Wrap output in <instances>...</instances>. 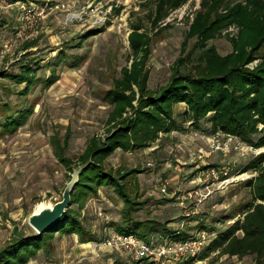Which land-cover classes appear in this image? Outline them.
Instances as JSON below:
<instances>
[{
  "label": "rangeland",
  "instance_id": "374dc122",
  "mask_svg": "<svg viewBox=\"0 0 264 264\" xmlns=\"http://www.w3.org/2000/svg\"><path fill=\"white\" fill-rule=\"evenodd\" d=\"M243 1L226 0V4ZM18 2L48 6L44 17L24 32L22 26L30 24L22 19ZM203 2L208 4L209 0H189L181 8L159 15L155 12L157 0H0V72H18L20 64L29 63L39 79L24 100L18 95L26 93L24 84L15 86L0 79V103L32 108L20 128L0 132V248L12 235L7 221L33 231L27 224L29 215L40 205L61 200L88 141L104 137L108 128L105 122L112 110L106 95L113 90L122 69L131 63L129 33L135 28L149 38L143 76L147 89L157 91L174 72L188 73L197 65L201 46L195 38L187 39L186 34ZM60 5H65L63 10ZM109 7L110 13L101 22L100 11L106 13ZM68 12L81 15L82 21L66 23ZM228 34L235 35L236 29L230 28ZM26 45L30 48L25 50ZM77 45L80 47L74 48ZM208 45L220 55L231 51L224 36ZM71 62L76 65L71 66ZM52 74L57 81L44 89L43 81ZM182 109L179 106L176 110ZM262 154L264 148L254 149L236 138L227 141L223 134L208 136L188 130L173 132L144 151L116 152L103 164L113 175L136 171L127 175L123 184L128 198L138 203L134 205L139 209L134 217L173 219V228L184 231L198 220L214 227L216 232L204 236L203 255L216 234L230 227L235 219L228 218L221 224L215 221L237 214L251 200L245 183L256 173L242 169ZM208 169L218 171L219 180L208 176L206 182L202 177L196 181ZM223 179L228 182L222 185ZM159 180L166 181L164 195L159 192ZM196 190L209 195L200 204L188 202L181 208L179 198ZM122 207V201L110 188H100L90 195L78 211L79 222L90 235L87 237L98 244L115 232L113 226L121 220ZM192 235L202 236L197 230ZM77 243L78 238L55 234L52 247L42 252L34 264H107L109 256L92 258L90 254L78 255L75 250L69 254ZM181 263L254 264V259L209 252L201 261L196 258Z\"/></svg>",
  "mask_w": 264,
  "mask_h": 264
},
{
  "label": "trees",
  "instance_id": "16d2710c",
  "mask_svg": "<svg viewBox=\"0 0 264 264\" xmlns=\"http://www.w3.org/2000/svg\"><path fill=\"white\" fill-rule=\"evenodd\" d=\"M188 1L157 0L155 12L167 14ZM230 28L236 29L235 35L228 34ZM220 36L231 45V51L226 55L218 54L208 45ZM186 38H195L201 46L197 65L188 73L174 72L164 87L151 92L143 76L149 38L135 28L129 33L131 63L122 69L120 78L113 83V90L106 95L112 110L105 122L108 128L104 137L91 138L78 156V165L87 166L73 189L70 206L48 231L40 235L17 229L13 223L12 238L0 248V264H27L39 252L52 247L55 234H75L81 241L91 240L79 222L78 211L100 188H110L123 203L121 220L113 226L119 235L135 236L146 242L155 238L178 242L194 238V230L207 236L216 232L203 220L184 231L169 227L175 222L173 220L134 217L139 210L134 205L138 203L128 198L123 184L127 175L136 171L113 175L103 164L116 152L144 151L173 132L188 130L208 136L228 135L254 149L264 148V1L244 0L231 5L226 4V0L203 2L191 20ZM29 48L26 45L25 50ZM0 79L15 86L24 84L26 93H18L23 96L22 100L39 80L29 63L20 64L18 72H0ZM56 81L53 74L49 75L42 86L47 89ZM179 106L183 109L177 111ZM31 113V107L1 102L0 132L17 130ZM202 125L207 126L206 129ZM59 161L67 164L62 158ZM242 172L256 173L245 183L252 198L238 209L237 214L215 221L221 224L228 218L235 219L230 227L216 234L204 250L205 254L197 257L198 261L209 252H218L228 257L251 256L254 264H264V154L250 161Z\"/></svg>",
  "mask_w": 264,
  "mask_h": 264
},
{
  "label": "built area",
  "instance_id": "2783aa9c",
  "mask_svg": "<svg viewBox=\"0 0 264 264\" xmlns=\"http://www.w3.org/2000/svg\"><path fill=\"white\" fill-rule=\"evenodd\" d=\"M16 5L18 6L22 19L30 24L29 26H26V24L22 26L23 32L26 29L32 28L34 23L43 18L48 7L46 3L39 5L18 2ZM110 10L111 8L109 7L106 13L100 11V13L103 14V18L100 20L101 22L106 20V16L110 13ZM65 19L66 23H70L71 21H82L81 15H72L71 12L67 13ZM226 137L227 141L235 139L228 135H226ZM213 146L212 144V147ZM208 176H211L215 181L219 180L218 171L208 169L207 173L197 177L196 181H200L202 177V182H206L205 179L208 178ZM226 179L221 180L220 184H226L228 182ZM165 184V180H159V192L162 195L166 194ZM208 195L209 194H203L201 190L187 192L179 198L178 204L181 208H185L188 202L200 204ZM201 235L200 237L188 239L186 241L173 242L168 239L155 238L146 242L135 236H123L113 232L96 245L94 257H98L99 249L108 248L118 251L124 259L128 260V264H174L181 261H191L196 259L204 248V236L206 237L207 235L203 232Z\"/></svg>",
  "mask_w": 264,
  "mask_h": 264
},
{
  "label": "water",
  "instance_id": "95a60500",
  "mask_svg": "<svg viewBox=\"0 0 264 264\" xmlns=\"http://www.w3.org/2000/svg\"><path fill=\"white\" fill-rule=\"evenodd\" d=\"M87 165H79L71 175L70 181L66 184L61 200L53 205H44L36 210L27 219L28 226L38 235L48 231L66 212L71 203V194L78 184L79 176Z\"/></svg>",
  "mask_w": 264,
  "mask_h": 264
},
{
  "label": "crops",
  "instance_id": "0c3cea01",
  "mask_svg": "<svg viewBox=\"0 0 264 264\" xmlns=\"http://www.w3.org/2000/svg\"><path fill=\"white\" fill-rule=\"evenodd\" d=\"M65 7V5H60L59 8L61 10H63ZM58 8V7H56ZM84 208V207H83ZM82 208V209H83ZM81 209V210H82ZM154 217L158 220H160L157 216L154 215ZM175 218V217H174ZM167 220H173V219H167ZM7 221V220H6ZM162 221V220H160ZM166 221V220H165ZM9 222V224L12 226V230H11V237L7 240V242L12 238L13 236V230H14V226H13V223L14 221H7ZM16 224V223H15ZM173 225L174 223L170 224L169 227H171L172 229L173 228ZM17 226V225H16ZM17 229H20L17 227ZM174 230H177V229H174ZM26 231V230H25ZM111 234V233H110ZM69 236H73L75 238H78L77 235L75 234H72V235H69ZM89 239V238H88ZM6 242V243H7ZM5 243V245H6ZM4 245V246H5ZM96 245H97V242L96 240H93V238L91 237V240H85V241H81L79 238H78V243L73 247L71 248L69 254H73V251H78V255H85V254H90V256L92 255V258L94 257V249L96 248ZM2 248V247H1ZM42 252L44 251H41L37 254V256H35L33 259H31L27 264H34L36 263V261L42 256ZM100 254L102 256H109L108 259H107V264H128V260L124 259V257L116 250H113V249H108V248H101L98 250V257H95V258H100ZM85 258H82L81 260H84ZM80 261V260H79ZM183 263V262H182ZM181 263V264H182ZM174 264H180V262H176Z\"/></svg>",
  "mask_w": 264,
  "mask_h": 264
},
{
  "label": "bare ground",
  "instance_id": "6f19581e",
  "mask_svg": "<svg viewBox=\"0 0 264 264\" xmlns=\"http://www.w3.org/2000/svg\"><path fill=\"white\" fill-rule=\"evenodd\" d=\"M43 206H44V205H40V206H38V207L35 209V211H36V210H40Z\"/></svg>",
  "mask_w": 264,
  "mask_h": 264
}]
</instances>
